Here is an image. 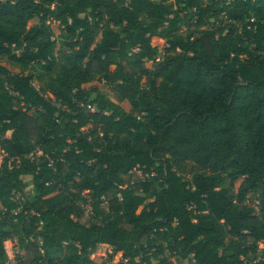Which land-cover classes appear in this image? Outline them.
Returning a JSON list of instances; mask_svg holds the SVG:
<instances>
[{
	"label": "trees",
	"instance_id": "obj_1",
	"mask_svg": "<svg viewBox=\"0 0 264 264\" xmlns=\"http://www.w3.org/2000/svg\"><path fill=\"white\" fill-rule=\"evenodd\" d=\"M0 57V258L264 264V0H0Z\"/></svg>",
	"mask_w": 264,
	"mask_h": 264
},
{
	"label": "built area",
	"instance_id": "obj_2",
	"mask_svg": "<svg viewBox=\"0 0 264 264\" xmlns=\"http://www.w3.org/2000/svg\"><path fill=\"white\" fill-rule=\"evenodd\" d=\"M195 23V20L193 21ZM186 30V28H182V30ZM40 155V154H38ZM131 173L135 174L136 176H138L140 179H142V181H144L145 178L149 177L148 174H143V169L141 167L136 166L135 168H133V170L131 171ZM153 176V175H152ZM130 186H132V184H130ZM133 188V186H132ZM137 194H142L137 193ZM16 195L14 196V201L17 202V204L19 205V208H21V201H17ZM118 198L121 199L120 195H118ZM98 201L100 202V206L102 209H104L105 211L108 210V201L105 197H100L98 199ZM91 203H92V199L91 196L89 194L88 191H82L80 193V200H79V206L82 208V210L84 211L85 215H90L91 214ZM6 241H10L12 246L11 248L7 249L4 247V243H3V249L5 252V257L4 258H0V264H20L23 260H24V252H23V248L20 246L19 243H15L12 242L11 240H6ZM92 258H90V260L92 261L90 264H124L125 261L120 260V262L118 263H114L111 258L112 257H106L103 260H101V262L97 263L94 261V257L91 256Z\"/></svg>",
	"mask_w": 264,
	"mask_h": 264
},
{
	"label": "rangeland",
	"instance_id": "obj_3",
	"mask_svg": "<svg viewBox=\"0 0 264 264\" xmlns=\"http://www.w3.org/2000/svg\"><path fill=\"white\" fill-rule=\"evenodd\" d=\"M153 1L156 2L157 0H153ZM52 27H53V30H54V33H55V38H58L59 30L57 29V23H53ZM181 32L187 34L188 30L187 29L186 30L183 29V30H181ZM160 59H161V57H159L156 60V62L160 61ZM0 65L6 67L11 72H18L19 71L18 66L10 63L5 57H0ZM152 65H153V62H149L147 64L148 67H152ZM101 92L104 93L109 100L115 102L113 93L111 92V90L108 87L103 86L102 89H101ZM37 156H38V154H37ZM3 162H4V155H0V166L3 164ZM192 170H193V166L191 164L184 165V174L183 175H184L185 179H189V172L192 171ZM15 199H17V201H21V202L24 201L23 198L20 195H16ZM252 205L255 206L256 202H253ZM0 210H2V206L1 205H0ZM20 235H22V232H21L20 228H16V229H14L12 231V237L9 240H11L12 242L18 243V236H20ZM61 245H62V247L65 246L64 244H61ZM259 250L264 253V245H259ZM7 251H8V249H7ZM51 255H52L53 258H57L58 257V253L56 251L53 252ZM111 260L114 263H118V262H120L121 258H120L119 255H117V256L114 255V256H112Z\"/></svg>",
	"mask_w": 264,
	"mask_h": 264
},
{
	"label": "clouds",
	"instance_id": "obj_4",
	"mask_svg": "<svg viewBox=\"0 0 264 264\" xmlns=\"http://www.w3.org/2000/svg\"><path fill=\"white\" fill-rule=\"evenodd\" d=\"M11 246H12V244H11L10 241H4V247H5L6 249L11 248Z\"/></svg>",
	"mask_w": 264,
	"mask_h": 264
}]
</instances>
